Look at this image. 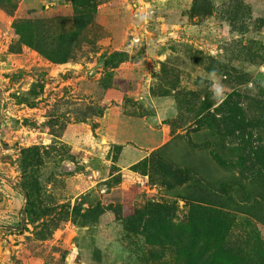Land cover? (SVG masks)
<instances>
[{"label":"rangeland","instance_id":"1","mask_svg":"<svg viewBox=\"0 0 264 264\" xmlns=\"http://www.w3.org/2000/svg\"><path fill=\"white\" fill-rule=\"evenodd\" d=\"M0 264H264V0H0Z\"/></svg>","mask_w":264,"mask_h":264}]
</instances>
